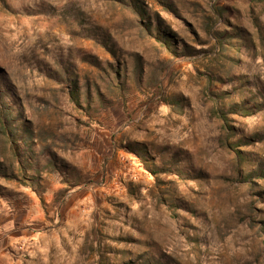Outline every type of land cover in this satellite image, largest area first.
Listing matches in <instances>:
<instances>
[{
	"label": "rangeland",
	"instance_id": "1",
	"mask_svg": "<svg viewBox=\"0 0 264 264\" xmlns=\"http://www.w3.org/2000/svg\"><path fill=\"white\" fill-rule=\"evenodd\" d=\"M0 264H264V0H0Z\"/></svg>",
	"mask_w": 264,
	"mask_h": 264
},
{
	"label": "trees",
	"instance_id": "2",
	"mask_svg": "<svg viewBox=\"0 0 264 264\" xmlns=\"http://www.w3.org/2000/svg\"><path fill=\"white\" fill-rule=\"evenodd\" d=\"M116 71H118V68H117V70H116ZM6 118H7V119H9V118H8V115H6ZM15 144H17V143H15Z\"/></svg>",
	"mask_w": 264,
	"mask_h": 264
}]
</instances>
